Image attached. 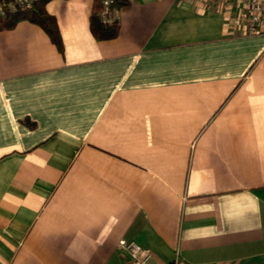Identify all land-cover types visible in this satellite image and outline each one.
<instances>
[{
  "label": "crops",
  "instance_id": "0c3cea01",
  "mask_svg": "<svg viewBox=\"0 0 264 264\" xmlns=\"http://www.w3.org/2000/svg\"><path fill=\"white\" fill-rule=\"evenodd\" d=\"M93 0L0 30V264H264V32L215 0Z\"/></svg>",
  "mask_w": 264,
  "mask_h": 264
},
{
  "label": "trees",
  "instance_id": "16d2710c",
  "mask_svg": "<svg viewBox=\"0 0 264 264\" xmlns=\"http://www.w3.org/2000/svg\"><path fill=\"white\" fill-rule=\"evenodd\" d=\"M48 0L33 1L27 7L15 6L13 9H6L0 14V30L12 28L17 22L27 20L40 26L49 36L57 50L63 52L61 36L56 24L55 17L47 12L45 5ZM0 2H14V0H0ZM131 0H112L106 15L111 21H102L101 2L93 0L89 15V28L97 40L110 39L117 36L120 28L116 12L128 8Z\"/></svg>",
  "mask_w": 264,
  "mask_h": 264
},
{
  "label": "built area",
  "instance_id": "2783aa9c",
  "mask_svg": "<svg viewBox=\"0 0 264 264\" xmlns=\"http://www.w3.org/2000/svg\"><path fill=\"white\" fill-rule=\"evenodd\" d=\"M36 0H14V2H0V14L15 6L27 7ZM102 21H111L106 15L112 0H100ZM219 9L225 14V26L229 30H236L241 34H256L264 32V0H215ZM130 264H149L152 253L149 248L140 245L135 240L123 243ZM172 264H178L175 256Z\"/></svg>",
  "mask_w": 264,
  "mask_h": 264
}]
</instances>
